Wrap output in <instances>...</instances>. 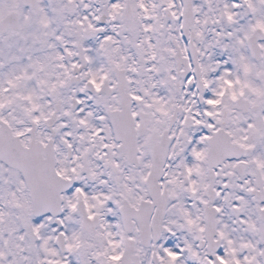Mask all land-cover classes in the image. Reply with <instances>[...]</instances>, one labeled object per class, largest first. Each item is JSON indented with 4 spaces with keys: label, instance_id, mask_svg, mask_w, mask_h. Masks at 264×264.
Segmentation results:
<instances>
[{
    "label": "snow or ice",
    "instance_id": "6c2138e0",
    "mask_svg": "<svg viewBox=\"0 0 264 264\" xmlns=\"http://www.w3.org/2000/svg\"><path fill=\"white\" fill-rule=\"evenodd\" d=\"M0 264H264V0H0Z\"/></svg>",
    "mask_w": 264,
    "mask_h": 264
}]
</instances>
